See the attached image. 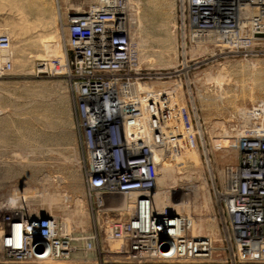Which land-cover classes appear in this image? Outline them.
I'll return each mask as SVG.
<instances>
[{
  "label": "built area",
  "instance_id": "obj_1",
  "mask_svg": "<svg viewBox=\"0 0 264 264\" xmlns=\"http://www.w3.org/2000/svg\"><path fill=\"white\" fill-rule=\"evenodd\" d=\"M177 2L183 42L213 45L229 56L264 55V0ZM70 9L67 55L38 59L37 71L70 78L84 148L85 194L97 219L90 229L76 230L53 214L14 212L7 217L8 248L18 234L21 262L69 261L95 251L103 236L138 263L213 261L219 249L229 264H264V102L240 111V134L214 143L215 149L237 153L219 181L212 180L221 222L216 246L212 235L193 231V212L155 205L154 152L145 138L128 135L127 123L141 113L135 87L169 75L166 69L141 66L130 1L92 0ZM11 47V36L0 32L1 76L12 70ZM181 117L185 141L193 148L200 142L211 165L199 120L187 105ZM187 185L192 192L198 187L193 182L181 187Z\"/></svg>",
  "mask_w": 264,
  "mask_h": 264
},
{
  "label": "rangeland",
  "instance_id": "obj_2",
  "mask_svg": "<svg viewBox=\"0 0 264 264\" xmlns=\"http://www.w3.org/2000/svg\"><path fill=\"white\" fill-rule=\"evenodd\" d=\"M9 1L11 9L25 14V22L0 28V32H7L12 37L14 62L9 74L0 75V134L3 131L11 133L8 149H2L6 142L0 140V153L8 152L0 155V245L5 238L7 249L11 234L7 217L13 214V208L27 213L56 215L76 230L90 229L97 219L85 194L84 148L70 78L37 71L38 59L67 55L70 8L86 5L92 0ZM129 1L135 20L132 32L137 41L141 40L140 52L148 49L152 56L146 61L162 63L141 66L169 71L165 80L146 83L163 90L175 83L179 85L177 98L168 97V119L160 122V137H169L167 162L174 163L177 152H186L188 168L197 171L191 183L199 186L205 177L213 212V218L209 216L208 219L218 229L221 239L219 208L212 180L219 181L223 167L237 161V153L232 149H215L214 143L225 137L226 128L241 127V110L264 102V55L229 56L225 50L213 45L183 42L177 0ZM16 70L20 71L17 75L13 73ZM186 105L199 120L203 134L201 142L206 144L211 165L206 162L200 142L199 148H193L184 139L181 113ZM179 182L178 187L189 183L186 178ZM80 220L83 226L77 223ZM116 247L115 242L102 236L95 251L77 253L69 261L53 259L38 263L9 258L7 263L0 261V264H51L53 261L55 264H150L131 260L117 252ZM225 257L218 249L213 253V261L173 264H229Z\"/></svg>",
  "mask_w": 264,
  "mask_h": 264
},
{
  "label": "bare ground",
  "instance_id": "obj_3",
  "mask_svg": "<svg viewBox=\"0 0 264 264\" xmlns=\"http://www.w3.org/2000/svg\"><path fill=\"white\" fill-rule=\"evenodd\" d=\"M131 7H132V2H130V8ZM132 22H134L135 24L133 13H132ZM140 42L141 40L137 41L140 64L144 65L148 63V65L151 66L162 65V63L160 64L149 63V61H146L147 59L151 58L152 53L149 52L148 49L145 50L143 49V52H140V47H139L141 45ZM161 57H162L161 59H163L162 54ZM135 89L142 98V104L140 106L141 113L139 116H137V118L132 119L127 123V132L131 138H145L147 141H149L150 146L154 152L153 156H154L155 168L157 173V182L160 187L159 189L156 190L154 195L155 205L160 206L164 203H167L178 211L193 210L192 212L195 211L194 213H196L197 211V213L195 214L196 218H195L193 231L197 234H204V233L212 234L213 237L215 238L214 240L215 245L219 246V244L221 243L219 231L217 228H215L212 225L211 222H209L208 219L209 216L212 217L213 212L211 210V197L205 177H203L201 184H199L195 192H192L190 189H188V185L187 187H178L177 184L180 183L179 181L182 178H186L189 181V185H190L192 179L195 178L197 171H193L191 168H188L189 166H187L188 165L187 163L189 162V157L186 155V152H177V154H175L176 155L175 162L171 164L168 163L166 158L167 155L170 153L169 145H167V138L169 137L166 136L160 137L159 134L161 129L160 122L168 119L169 116L168 97L173 98V100L177 98L178 95L176 91L179 90V85L175 83L171 87L165 88L163 90L162 88L159 89V87L155 86L154 84L142 82L139 83L135 87ZM177 129L178 128H174V130ZM223 133H224L223 136L225 137L234 136L235 135L234 133L238 135L241 133V127L239 128L235 127L234 129L226 128ZM159 140L161 142H159ZM180 189H184V191L179 193L178 191ZM14 200L15 199H13L12 201ZM14 212L16 213L21 212V210L19 208L17 209L13 208L12 213ZM72 212L73 211H71V214ZM77 223L82 226L84 224V223L82 224L81 220L77 221ZM2 241L0 248L3 249L1 250L2 255L0 261L7 263L10 260L9 258L14 259L15 261H20V259L18 258V254H20L18 234L16 235L15 245L12 246L13 249L5 248L6 247L4 244L5 238ZM2 243H3V247H2ZM216 251H218V249Z\"/></svg>",
  "mask_w": 264,
  "mask_h": 264
},
{
  "label": "crops",
  "instance_id": "obj_4",
  "mask_svg": "<svg viewBox=\"0 0 264 264\" xmlns=\"http://www.w3.org/2000/svg\"><path fill=\"white\" fill-rule=\"evenodd\" d=\"M9 4H10L9 0H0V28L5 27L7 24H24L25 22L24 20L25 14L23 12L22 13L19 12L18 9H11ZM12 59H13V56H12ZM13 66H14V62H13ZM13 73L17 75L20 73V71L16 70ZM10 134H11L10 132H5V131H3L0 134V140L3 142H6L5 144H2L3 150L8 149L9 147V144L7 142H9V140L11 139ZM7 154H8L7 151L0 153L1 156L7 155ZM50 263L55 264L56 262L53 261Z\"/></svg>",
  "mask_w": 264,
  "mask_h": 264
}]
</instances>
